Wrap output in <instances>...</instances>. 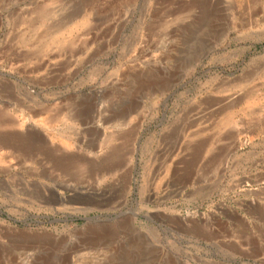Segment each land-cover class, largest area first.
Returning a JSON list of instances; mask_svg holds the SVG:
<instances>
[{"label":"rangeland","instance_id":"rangeland-1","mask_svg":"<svg viewBox=\"0 0 264 264\" xmlns=\"http://www.w3.org/2000/svg\"><path fill=\"white\" fill-rule=\"evenodd\" d=\"M0 264H264V0H0Z\"/></svg>","mask_w":264,"mask_h":264},{"label":"crops","instance_id":"crops-1","mask_svg":"<svg viewBox=\"0 0 264 264\" xmlns=\"http://www.w3.org/2000/svg\"><path fill=\"white\" fill-rule=\"evenodd\" d=\"M197 134H198V132H196L195 134H193L192 135V138L194 137V136H197ZM198 139H196V141H201V140H203V139H207L206 141H207V146L208 145H210V139H211V137L210 136H206V138H202V136H198L197 137ZM213 138V137H212ZM198 143V142H197ZM196 143V145L195 146H197L198 144Z\"/></svg>","mask_w":264,"mask_h":264},{"label":"water","instance_id":"water-1","mask_svg":"<svg viewBox=\"0 0 264 264\" xmlns=\"http://www.w3.org/2000/svg\"><path fill=\"white\" fill-rule=\"evenodd\" d=\"M100 217V215L98 216H93V217H89L88 219H91V220H94V219H98ZM111 218H114V217H111Z\"/></svg>","mask_w":264,"mask_h":264},{"label":"bare ground","instance_id":"bare-ground-1","mask_svg":"<svg viewBox=\"0 0 264 264\" xmlns=\"http://www.w3.org/2000/svg\"><path fill=\"white\" fill-rule=\"evenodd\" d=\"M42 14H45V12H44L43 10L40 11V15H42ZM44 16H45V15H43V18H44ZM38 18H39V17H38ZM41 18H42V17H41ZM53 32H54V31H53ZM49 123H50V122H49ZM1 124H2V123H1ZM3 124H4V123H3ZM12 124H14V123H12ZM22 124H23V123H21V125H22ZM10 125H11V124H10Z\"/></svg>","mask_w":264,"mask_h":264}]
</instances>
